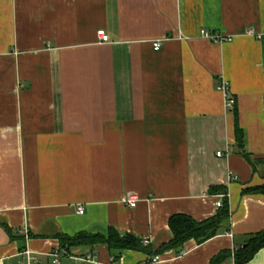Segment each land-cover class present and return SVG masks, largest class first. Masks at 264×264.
<instances>
[{
	"label": "crops",
	"instance_id": "0c3cea01",
	"mask_svg": "<svg viewBox=\"0 0 264 264\" xmlns=\"http://www.w3.org/2000/svg\"><path fill=\"white\" fill-rule=\"evenodd\" d=\"M262 184L264 0H0L3 264H54L61 235L110 228L147 249L76 247L60 264H210L226 250L236 264L264 229V192L247 190ZM219 200L217 235L161 251L172 216L201 222ZM246 264H264V246Z\"/></svg>",
	"mask_w": 264,
	"mask_h": 264
},
{
	"label": "trees",
	"instance_id": "16d2710c",
	"mask_svg": "<svg viewBox=\"0 0 264 264\" xmlns=\"http://www.w3.org/2000/svg\"><path fill=\"white\" fill-rule=\"evenodd\" d=\"M237 131L239 132L240 130L238 129ZM247 190L264 192V184L257 188ZM229 217L230 210L226 201L219 208L215 216L201 222L196 221L191 216L175 214V216H172L169 220L174 239L168 244H165L161 251L163 249L179 248L187 240H190V238H195L198 243H204V241L217 235L221 227L228 224ZM60 242L61 248H64L67 253H71L76 247H90L96 244L107 243L112 254L117 258L124 249H147L141 239L130 234L121 235L115 228H110L109 233L104 236L85 232L78 233L73 237L61 235ZM245 244L244 247H238V250L235 252L236 264H246L262 249L264 246V229L250 236ZM230 257L231 251H222L211 260L210 264H221Z\"/></svg>",
	"mask_w": 264,
	"mask_h": 264
},
{
	"label": "built area",
	"instance_id": "2783aa9c",
	"mask_svg": "<svg viewBox=\"0 0 264 264\" xmlns=\"http://www.w3.org/2000/svg\"><path fill=\"white\" fill-rule=\"evenodd\" d=\"M98 35L100 40H102L103 42H107L108 40V35L106 33L105 30H99L98 31ZM202 35L208 37L209 39H212L216 42H225V40H232V37L229 36H223V35H218V34H209L207 31H202ZM162 43L161 41L157 40L154 42L153 46L156 50H158L161 47ZM218 89L223 92L224 94V98H225V104L226 107L228 108H233V97H232V93L230 92V87H229V82L227 81V79H222L219 83H218ZM219 156L222 155V151H219L217 153ZM230 178L235 179L234 175L231 176ZM139 201V197L134 195V194H128L123 198V202L124 204H126L127 206H131L134 205L136 202ZM218 206L222 205V202L219 200L217 202ZM78 212L79 213H84V209L83 207H79L78 208ZM147 243H149V239L144 241V244L147 245ZM26 253V257L28 258V263L27 264H31L32 261H35V257H31L29 252H25ZM68 253L66 252V250L64 248H56L51 252V256H53V263L54 264H60L62 257L67 255ZM35 259V260H34ZM89 259L91 260L92 258L89 257ZM161 260V256L160 255H155L152 259L151 262H158ZM4 263V259L0 258V264ZM24 263V262H23Z\"/></svg>",
	"mask_w": 264,
	"mask_h": 264
}]
</instances>
